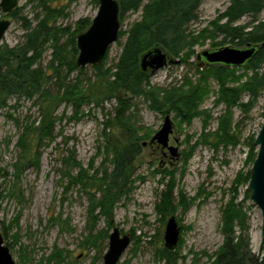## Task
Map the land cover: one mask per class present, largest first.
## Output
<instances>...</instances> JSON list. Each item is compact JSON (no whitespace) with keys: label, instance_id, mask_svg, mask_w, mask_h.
<instances>
[{"label":"rangeland","instance_id":"1","mask_svg":"<svg viewBox=\"0 0 264 264\" xmlns=\"http://www.w3.org/2000/svg\"><path fill=\"white\" fill-rule=\"evenodd\" d=\"M230 1L201 0L197 20L188 30L192 43L187 49L194 52V56L188 61L189 65L175 60L154 73H148L149 87L156 89L159 97L171 88L181 86L186 77L191 81L198 79L193 68L196 66L195 56L214 49L213 45L221 39L211 40L207 37V32L213 24L221 22V16ZM39 2L40 0H18L16 8L20 13L17 16L25 17L32 25L43 20L45 11ZM46 4L51 9L62 11V16L55 19L54 25L61 29L69 28L68 34L60 36V44L67 41L69 34L78 25L87 28L98 11L97 0H46ZM151 5L152 0H143L137 9L119 16L118 40L111 45L101 63V71L108 72L106 78H101L102 82L97 80L99 72L93 67L83 69V75L95 82L93 88L97 92L111 96L103 82L112 74L113 65L122 52L129 32L136 25L148 27L146 13ZM263 16L264 13L261 17ZM0 19H4L2 14ZM7 19H10V26L2 38L0 50L5 46L15 47L21 44L25 33L18 18ZM247 21L244 18L240 23ZM50 45L48 43L45 46L39 62L47 74L51 73L48 69L52 54ZM225 46L237 48L234 45ZM148 50L150 48L144 49L145 52ZM78 73V70L72 72L65 83H74L76 78H81ZM240 82H244V79ZM56 83L55 78L48 83L53 92L58 90ZM209 87L210 93L198 110H205L212 119L205 121L204 117H194L188 125L175 118L173 111L155 110L150 99L141 95L133 96L122 90L114 91L113 94L129 101L130 107L125 113L128 123H118L126 126H119L116 121H113V125L112 120L118 108L116 99L107 100L98 106L90 103L83 107V112H80L82 115L74 113L65 103L59 104L53 113L56 117L53 140L44 141L40 148L38 168L25 169L17 181L12 178V166L18 156L15 144L22 125L32 121L36 125L38 122V107L33 105L36 97L31 100L20 99L14 109H2L0 235L8 246L14 263L102 264L108 248V236L113 229H118L120 236L129 237L130 244L117 264H162L157 261V250L162 248L167 220L174 216L181 229V236L171 261L174 264H208V257L226 239L227 230L224 228L223 217L225 206L232 200L244 216V231L241 232L234 224L233 236L236 238L242 235L250 253L261 254L264 242L260 237V211L249 199L246 191L248 182H241L237 187L233 182L239 173L246 175L251 169V164L247 162L248 148L243 141L249 136H256L264 121V91L247 112L242 113L237 108L231 110L233 124L238 123L240 143L237 146L213 151L208 146L199 145L193 150L192 146L199 139L203 128H206L205 131H214L217 117L225 110L222 104H214L217 84L210 80ZM247 99L246 94H243L241 102L246 103ZM15 103L12 99L8 105ZM8 113L19 122L10 120ZM166 116L172 122L173 137L179 141L178 158L170 157L165 147L168 138H162L161 143H150ZM110 121L113 126L105 131L104 126L109 125ZM131 129L135 130L139 139L141 152L134 162L130 191L115 205L110 222L101 217L92 223L87 216L86 196L80 191L82 187L69 184V179L64 177V163L70 157L74 159L76 164L71 166L70 175H77L81 169L90 176L96 169L109 170L106 134L111 131L112 140L118 138L125 142L126 131ZM97 185L87 182V190L96 193ZM20 192L22 200L18 203L11 193L17 195ZM165 194L172 196L174 211H168L169 207L164 211L158 210ZM183 200L186 209L178 205ZM93 227L90 236L89 230ZM96 233L106 236L105 239H98L92 246L91 238Z\"/></svg>","mask_w":264,"mask_h":264},{"label":"trees","instance_id":"2","mask_svg":"<svg viewBox=\"0 0 264 264\" xmlns=\"http://www.w3.org/2000/svg\"><path fill=\"white\" fill-rule=\"evenodd\" d=\"M142 1L117 0L119 16L126 11L137 9ZM200 3L201 0H152L151 9H148L146 13L149 19L148 27L136 25L129 32L122 52L113 65L112 74L103 82L111 96L97 92L93 88L95 82L86 78L83 75V69L77 68L75 64L77 57L75 39L78 34L86 30V27L78 25L77 29L69 34L67 41L60 44V36L69 33V28L61 29L54 25L55 19L62 16L61 10L51 9L46 4V0H40L39 4L45 11V17L35 25H32L25 17H18L20 10L17 8L13 10L10 16L21 21L25 33L21 44L15 47L5 46L0 50V111L5 108L14 109L20 99L31 100L36 97L33 105L38 107V122L36 125L33 121V123L22 125V131L15 144L18 156L12 166V178L17 181L20 173L25 169L38 168L40 148L44 141L53 140L56 121L53 113L59 104L65 103L78 114L82 113L83 107L90 103L98 106L107 100L116 99L118 108L115 110V118L112 122L116 121L117 125L123 121L128 123V119L125 118V113L130 107L128 99H120L113 94L114 91L120 90L133 96L141 95L150 99L155 110L164 112L169 109L175 113V118H179L188 125L194 117H204L205 121L212 119L205 110H198L210 93L209 81L212 80L218 86L214 104L215 106L222 104L225 110L217 117L215 130L210 132L203 128L192 149L203 145L217 151L219 148L226 150L230 146H237L240 143L238 123L233 124L231 110L237 108L242 113L247 112L253 104H256L264 91V16L261 17L264 13V0H231L221 16V22L213 24L207 32V37L211 40L221 38L213 45L214 49L225 45H234L237 48H245L247 45L256 46L253 57L244 66L228 68L210 65L202 69L194 66L195 74L198 75L197 80L191 81L186 77L181 86L171 88L161 97L156 89L149 87V74L143 73L139 68V58L145 52L144 49L154 47H159L181 64L189 65L188 61L194 56V52L187 49L192 43L188 30L189 26L197 20V9ZM244 18L248 21L240 23ZM144 42L145 45H143ZM194 42L197 40L194 39ZM48 43H51L52 49L48 65L50 74H47L39 65ZM101 63L92 67L99 72L96 78L102 82L101 78H106L108 72L101 71ZM76 70L81 78H76L74 83H65L68 76ZM52 78H55L57 82L56 92L51 91L48 85ZM108 79L111 80L108 81ZM243 79L244 82H240ZM243 94H246L248 98L246 103L241 102ZM12 99L16 103L9 106L8 102ZM7 117L14 123L18 121L9 113ZM112 122L104 126L105 131L115 124L113 122L112 125ZM110 132L105 133L109 151V170L96 169L90 176L81 169L77 175H70L71 166L76 163L71 157L64 163V177L69 179V184L82 187L80 191L86 196L87 216L92 223L101 217L106 222L111 221L115 205L130 191L134 162L141 152L135 130L126 131L125 142L119 141L118 138L112 140V132L109 134ZM254 138L255 136H249L243 141L248 148L247 162L251 166L256 156L253 146ZM249 177L250 171L246 175L239 173L233 184L237 187L241 182L247 183ZM87 182L98 184L96 190L98 192L93 193L87 190ZM11 195L18 203L21 202V192L17 195L11 193ZM178 205L186 209L184 200ZM167 207L170 212L175 209L170 194L164 195L163 204L158 210L164 211ZM236 207L238 206L234 205L233 200L225 206L223 223L227 230L226 239L222 246L208 257V264H264V250L259 255L251 254L242 240L243 236L236 238L233 236L234 224L241 232L244 231V216ZM93 230L94 227L90 228L89 234ZM105 236L101 233L92 235L91 245L94 246L100 238L105 239ZM175 250L169 251L162 245V248L157 250V261L162 264H174L170 258Z\"/></svg>","mask_w":264,"mask_h":264},{"label":"water","instance_id":"3","mask_svg":"<svg viewBox=\"0 0 264 264\" xmlns=\"http://www.w3.org/2000/svg\"><path fill=\"white\" fill-rule=\"evenodd\" d=\"M98 11L90 25L76 36L75 46L77 68L99 65L106 52L119 37V5L117 0H97ZM18 4V0H0V14H10ZM10 26V21L0 19V43ZM256 46L247 45L245 48L223 46L214 50L203 51L195 56L196 67L202 69L210 65L240 68L253 57ZM159 47H154L143 53L139 58V68L143 73H154L166 65L174 63ZM162 138H168L166 148L171 158H178L179 141L173 137V125L169 117H164L162 127L152 137L150 143H161ZM145 146V143L143 144ZM253 146L256 156L250 169V177L246 186L250 201L261 214V240L264 242V121L254 138ZM181 229L177 219L171 216L165 225L162 244L164 248L173 251L178 246ZM130 244L127 235L120 236L118 229L108 236L107 252L102 264H117ZM0 264H15L8 246L0 235Z\"/></svg>","mask_w":264,"mask_h":264},{"label":"flooded vegetation","instance_id":"4","mask_svg":"<svg viewBox=\"0 0 264 264\" xmlns=\"http://www.w3.org/2000/svg\"><path fill=\"white\" fill-rule=\"evenodd\" d=\"M16 9V8H15ZM12 13V12H11ZM10 13V14H11ZM10 14H8V15H3L4 16V19H7L8 17H10V18H12L11 16H10ZM8 20V19H7ZM9 21H10V19H9ZM154 143V142H153Z\"/></svg>","mask_w":264,"mask_h":264}]
</instances>
